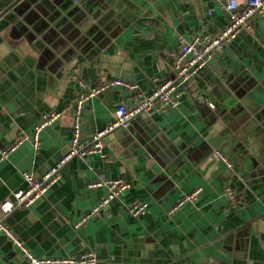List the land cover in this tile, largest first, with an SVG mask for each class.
Listing matches in <instances>:
<instances>
[{
    "label": "crops",
    "instance_id": "crops-1",
    "mask_svg": "<svg viewBox=\"0 0 264 264\" xmlns=\"http://www.w3.org/2000/svg\"><path fill=\"white\" fill-rule=\"evenodd\" d=\"M13 1L0 0V13ZM227 1L21 0L1 17L0 207L27 187L25 172L41 177L68 152L82 83L122 79L150 93L174 78L180 35L225 27ZM137 94L112 87L90 99L82 139L106 128ZM49 112L60 117L42 130L36 150L30 138ZM115 134L106 137L105 157L72 159L30 207L7 215L0 208L30 251L74 258L93 252L98 264H264V16L210 60L177 108L134 117L126 135ZM22 135L29 139L1 159ZM101 174L132 187L76 227L106 193L89 186ZM227 181L239 199L229 212ZM139 202L148 211L133 217L128 207ZM0 264L29 263L0 236Z\"/></svg>",
    "mask_w": 264,
    "mask_h": 264
},
{
    "label": "built area",
    "instance_id": "built-area-1",
    "mask_svg": "<svg viewBox=\"0 0 264 264\" xmlns=\"http://www.w3.org/2000/svg\"><path fill=\"white\" fill-rule=\"evenodd\" d=\"M225 9L228 20L225 27L219 33L215 35H194L192 37L179 36L180 53L175 59L174 78L159 83L150 93H141L137 91V85L128 83L122 79L105 81L90 88L82 83V91L76 96L73 105L72 139L68 152L41 177H36L33 173L25 172L24 178L27 187L14 192L12 197L2 202L0 207L2 212L7 215L15 210L25 209L43 198L47 191L61 180V169L72 159L77 157L86 158L94 154L105 157L107 155L106 137L120 128H128L134 117L177 108L185 97L192 95L195 87H197L201 72L210 60L229 46L243 30L248 29L251 20L256 16H264V0H247L243 6H240L237 0H228ZM112 87L125 88L138 92V94L131 106H128L124 102L119 105L112 123L96 132L90 139L83 140L81 137V127L86 103L90 99L107 92ZM59 117L60 113L58 112H49L41 116L39 122L34 127L32 138H30L36 150L40 146L42 130L55 122ZM28 139L27 136L22 135L13 145L2 151L1 159L8 157L19 144ZM220 156L225 161L227 168L232 169V162L227 156L223 153H220ZM231 182L227 181L223 188L224 195L228 199L227 212L233 211L239 206L237 192L234 184ZM89 186L91 188L105 189L106 193L75 224L76 227L94 215L107 210L113 200L121 197L132 187L130 182L122 178H112L104 174L99 175ZM198 193L199 190L185 196L172 208L171 212L176 211L184 203L193 201ZM148 207L146 202H139L130 205L128 211L133 217H141L147 213ZM0 236H4L11 241L20 250L22 256L29 264H98L97 255L93 252L83 254L78 258L38 257L13 233L3 218H0Z\"/></svg>",
    "mask_w": 264,
    "mask_h": 264
},
{
    "label": "water",
    "instance_id": "water-1",
    "mask_svg": "<svg viewBox=\"0 0 264 264\" xmlns=\"http://www.w3.org/2000/svg\"><path fill=\"white\" fill-rule=\"evenodd\" d=\"M21 0H15L13 1L4 11H2L0 13V18L3 17L7 12H9L11 9H13ZM129 128V127H128ZM128 128H120L119 130H117L115 133H119V134H123L126 135L128 132ZM117 135V134H115ZM215 153V152H214ZM223 153V152H222ZM216 155V153H215ZM217 156V155H216ZM218 157V156H217Z\"/></svg>",
    "mask_w": 264,
    "mask_h": 264
}]
</instances>
